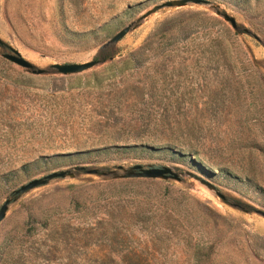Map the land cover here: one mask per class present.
<instances>
[{
  "label": "rangeland",
  "instance_id": "374dc122",
  "mask_svg": "<svg viewBox=\"0 0 264 264\" xmlns=\"http://www.w3.org/2000/svg\"><path fill=\"white\" fill-rule=\"evenodd\" d=\"M162 1L0 0L31 65L0 47V205L72 172L10 201L0 264H264V0L140 19ZM135 164L178 180L121 177Z\"/></svg>",
  "mask_w": 264,
  "mask_h": 264
},
{
  "label": "water",
  "instance_id": "95a60500",
  "mask_svg": "<svg viewBox=\"0 0 264 264\" xmlns=\"http://www.w3.org/2000/svg\"><path fill=\"white\" fill-rule=\"evenodd\" d=\"M187 3H194V4H207L206 0H165L160 2L159 4H156L152 6L149 10L144 12L141 16V18H144L148 16L149 14L156 12L157 10L161 8H172V7H181ZM223 20L227 21L231 27L235 26L234 19L231 16H228L226 14H222ZM129 29V26H125L121 30H119L116 34H114L108 42H117ZM0 47L5 48L9 50L11 53L7 54H1V57L20 66L23 68H31V65L25 61L17 51L10 48L8 45H6L4 42L0 40ZM96 62L95 61H89L85 63H64V64H52L50 67L55 70L56 73L62 74V75H69V74H76L79 73L85 69H88L89 67L93 66ZM36 73H41L40 70H37ZM74 170H83L84 168L81 166H75L73 167ZM117 169L122 170L124 174L121 177H136V178H160V179H174L178 180V175L173 172L170 168L166 166H159V167H143L139 164H135L130 166L128 169H123L121 166H117ZM88 173H94L93 170L88 171ZM189 176L197 180L200 184L204 185L206 188L210 190L215 191V187L213 184H211L209 181L202 179L192 173H188ZM65 176H72V172L70 170H57L52 171L46 175H43L39 178H33L29 181H27L25 184L20 185L17 189L13 190L11 192V198H7L3 201V203L0 205V220L3 218L4 213L6 211L7 205L10 203L11 200H15L23 193L46 184L48 181L56 178H63Z\"/></svg>",
  "mask_w": 264,
  "mask_h": 264
}]
</instances>
